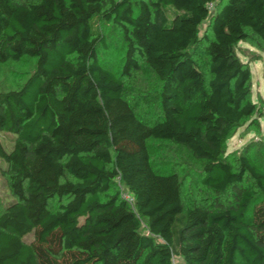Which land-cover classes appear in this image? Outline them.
I'll use <instances>...</instances> for the list:
<instances>
[{"label": "trees", "instance_id": "1", "mask_svg": "<svg viewBox=\"0 0 264 264\" xmlns=\"http://www.w3.org/2000/svg\"><path fill=\"white\" fill-rule=\"evenodd\" d=\"M107 22L126 46L122 76L139 55L159 81L152 123L99 56ZM251 36L264 42V0H0V65L35 59L19 87L0 91V133L12 145L0 137L11 197L0 264H264V170L247 154L234 167L223 151L258 112L235 49ZM202 40L207 74L194 59ZM149 139L202 160L201 182L232 201L184 208L179 176L153 167ZM52 198L64 201L50 210Z\"/></svg>", "mask_w": 264, "mask_h": 264}, {"label": "rangeland", "instance_id": "2", "mask_svg": "<svg viewBox=\"0 0 264 264\" xmlns=\"http://www.w3.org/2000/svg\"><path fill=\"white\" fill-rule=\"evenodd\" d=\"M214 8L211 6V11ZM208 21H203L200 33L210 35ZM100 31L105 37L106 47L99 46V56L103 64L123 80L124 98L131 104L136 115L147 123H152L160 116L159 81L145 64L144 58L136 55L140 68L131 75L122 76L126 46L118 27L113 23H101ZM206 43L202 40L195 50L194 59L205 74L208 73L209 59L205 51ZM236 54L250 70V98L255 102L256 115L232 129L223 143L225 158L237 167L238 158L247 154L264 170V42L251 36L248 41H240L235 47ZM35 59L23 57L19 61H8L0 65V91L19 87L33 71ZM7 150L11 141L7 134L0 133ZM152 165L159 172H175L180 178L181 200L185 207L209 206L215 199L226 204L232 201L228 189L215 193L201 182L203 161L194 158L184 147L166 140H148ZM244 185L257 191L253 180L246 178ZM117 188L131 202L130 194L117 182ZM5 179L0 175V211L4 201L10 200ZM64 199L49 200L50 210L57 209ZM142 226L144 221L141 220ZM147 232V229L144 228ZM26 240L31 238L27 235Z\"/></svg>", "mask_w": 264, "mask_h": 264}, {"label": "built area", "instance_id": "3", "mask_svg": "<svg viewBox=\"0 0 264 264\" xmlns=\"http://www.w3.org/2000/svg\"><path fill=\"white\" fill-rule=\"evenodd\" d=\"M212 5L211 4H209V7H211Z\"/></svg>", "mask_w": 264, "mask_h": 264}]
</instances>
